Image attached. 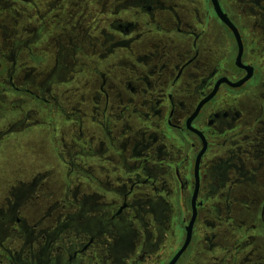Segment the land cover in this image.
Instances as JSON below:
<instances>
[{"label": "flooded vegetation", "instance_id": "obj_1", "mask_svg": "<svg viewBox=\"0 0 264 264\" xmlns=\"http://www.w3.org/2000/svg\"><path fill=\"white\" fill-rule=\"evenodd\" d=\"M0 122V264H264V0H0Z\"/></svg>", "mask_w": 264, "mask_h": 264}, {"label": "rangeland", "instance_id": "obj_2", "mask_svg": "<svg viewBox=\"0 0 264 264\" xmlns=\"http://www.w3.org/2000/svg\"><path fill=\"white\" fill-rule=\"evenodd\" d=\"M6 122H0V128ZM44 127L39 126L25 133H15L0 143V191L7 184L37 171H53L54 175L49 183L60 186L65 178L66 168L61 169L59 162L48 148L44 136L40 134ZM58 193V192H57Z\"/></svg>", "mask_w": 264, "mask_h": 264}, {"label": "water", "instance_id": "obj_3", "mask_svg": "<svg viewBox=\"0 0 264 264\" xmlns=\"http://www.w3.org/2000/svg\"><path fill=\"white\" fill-rule=\"evenodd\" d=\"M182 252H183V250L180 251V252L176 255V257L173 259V261H172L171 264H174V263L177 261V259L179 258V256L181 255Z\"/></svg>", "mask_w": 264, "mask_h": 264}]
</instances>
